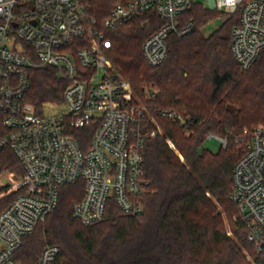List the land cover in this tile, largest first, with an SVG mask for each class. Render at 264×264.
Returning <instances> with one entry per match:
<instances>
[{"label": "built area", "instance_id": "built-area-1", "mask_svg": "<svg viewBox=\"0 0 264 264\" xmlns=\"http://www.w3.org/2000/svg\"><path fill=\"white\" fill-rule=\"evenodd\" d=\"M195 1L120 0L104 27L156 11L166 23L142 47L147 62L156 67L168 58L171 32L183 37L195 30L194 20L178 25V16ZM209 5L228 14L240 9L232 52L244 69L250 68L264 50V0H210ZM111 44L84 0H0V152L11 148L25 169L10 190L20 193L0 212V264H24L14 253L23 237L56 209L65 184L84 182V195L72 202V209L86 226L107 217L112 199L123 214L144 211L143 196L150 191V180L143 175L145 138L162 134V129L145 131L148 107L116 69L108 54ZM44 65L55 67L68 83L64 113L47 115L44 107L38 112L25 100L31 69ZM147 93L156 96L155 90ZM161 112L191 133V116ZM86 127L92 135L84 148L74 133ZM213 136L227 146L226 137H207ZM237 142L243 156L234 167L230 193L238 210L235 219L245 223L248 239L264 250V124ZM60 251V246L47 244L38 264H52Z\"/></svg>", "mask_w": 264, "mask_h": 264}, {"label": "trees", "instance_id": "trees-1", "mask_svg": "<svg viewBox=\"0 0 264 264\" xmlns=\"http://www.w3.org/2000/svg\"><path fill=\"white\" fill-rule=\"evenodd\" d=\"M84 1L112 40L108 54L117 70L148 107L149 115L142 120L145 131L156 130L150 116L162 128V134L145 138L143 175L150 180V191L143 196L141 214H123L112 199L107 217L86 226L72 209V202L84 195V182L65 184L56 209L23 237L14 258L38 264L43 248L55 244L61 251L52 264H264V250L248 239L245 223L234 219L238 210L230 196L234 167L243 156L237 139L264 124V50L248 69L232 52L240 9L205 34L203 26L227 13L193 2L178 16V25L181 28L194 20L195 30L183 37L171 32L168 58L153 67L142 47L166 23L156 11L106 29L104 22L120 0ZM30 81L25 100L38 112L46 103L63 101L68 83L55 67L32 68ZM153 90L155 98L148 97L147 92ZM167 109L191 116L190 134L178 121L162 114ZM91 132L86 127L74 133L84 148ZM209 134L226 137L227 146L215 153L201 150ZM3 172L20 177L25 173L9 147L0 152V174ZM6 189H0V212L20 193L14 190L1 195ZM219 206L232 222L233 237L225 229Z\"/></svg>", "mask_w": 264, "mask_h": 264}, {"label": "rangeland", "instance_id": "rangeland-1", "mask_svg": "<svg viewBox=\"0 0 264 264\" xmlns=\"http://www.w3.org/2000/svg\"><path fill=\"white\" fill-rule=\"evenodd\" d=\"M196 1L202 2L208 8H212L209 5V1L210 0H196ZM218 10H220V9H218ZM223 11H225V10H223ZM229 16H230V14L227 13V14H225V16L223 18L222 17H217L215 19L210 20L205 26H203L202 31L205 34L212 33L216 28H218L221 25L223 19H226ZM67 109L68 108H67L66 104H64L63 102H61V103H46L44 105V113L47 114V115L61 114V113L66 112ZM152 119H153L152 122L155 124V126L161 128V126L156 122V120L153 117L151 118V120ZM260 124H263V123H260ZM260 124H258V125H260ZM222 146H223L222 142H221V140L218 137H216V136L207 137V139L205 140V142L203 144V147H201V150L206 149L208 151H211V152L215 153V152L220 151V149H222ZM19 178H20V176H17L15 174L11 173V172H6V173L3 172V173H1L0 174V189L8 187V189H6V191H4L1 195L11 193L10 192L11 188L14 186V183ZM219 210L221 212V215H222V218H223V221H224V226H225V229L227 230L228 235L233 237L234 235H233V231H232V222H231L230 218L228 217V214L220 206H219ZM50 218H49V220H50ZM234 219H235V217H234ZM49 220L46 221L45 223L49 222Z\"/></svg>", "mask_w": 264, "mask_h": 264}]
</instances>
